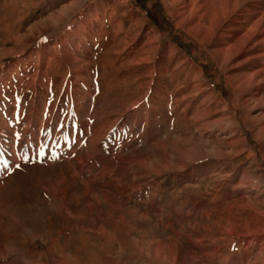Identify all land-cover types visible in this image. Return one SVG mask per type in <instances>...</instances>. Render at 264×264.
Instances as JSON below:
<instances>
[{
	"label": "rangeland",
	"instance_id": "1",
	"mask_svg": "<svg viewBox=\"0 0 264 264\" xmlns=\"http://www.w3.org/2000/svg\"><path fill=\"white\" fill-rule=\"evenodd\" d=\"M225 1L0 0V264H264V0Z\"/></svg>",
	"mask_w": 264,
	"mask_h": 264
},
{
	"label": "bare ground",
	"instance_id": "2",
	"mask_svg": "<svg viewBox=\"0 0 264 264\" xmlns=\"http://www.w3.org/2000/svg\"><path fill=\"white\" fill-rule=\"evenodd\" d=\"M197 1L198 0H188V2L186 3V10L184 11V13L186 14V13H191L193 10H194V8L196 7V3H197ZM243 0H231V1H225V2H223V3H220L219 5H218V8L215 10V12H214V14H213V16L215 15L216 16V19H219V18H223L226 14H230L232 11H234L235 10V8L242 2ZM185 2V1H184ZM218 15V16H217ZM214 16V17H215ZM227 18V17H226ZM223 20V19H222ZM219 21V20H218ZM220 21H221V19H220ZM259 22V20L255 23V24H253V26L252 27H255L256 25H257V23ZM262 22V21H261ZM199 25V24H198ZM198 25H196V24H194V26L193 27H195V26H198ZM203 25V24H202ZM210 27H211V25H210ZM252 29V28H251ZM240 30H242L240 27H239V25H238V27L235 29V33L238 35V36H236V37H234L235 39H234V41L232 42V43H226V45H227V47L226 48H223V49H219L218 50V52L220 51V52H223L224 54L225 53H227V52H229L230 50H233L234 48H236V47H240L241 48V46L246 42V41H248L249 39H250V37L248 36V34L246 35V34H239L241 31ZM220 32V31H219ZM219 35H221V34H219ZM260 38V37H259ZM261 43H263V41L261 42ZM221 44H223V43H221ZM246 44V43H245ZM244 44V45H245ZM258 44V43H257ZM223 45H225V44H223ZM255 45V44H254ZM220 46V45H219ZM243 47V46H242ZM252 47H253V45H252ZM249 48H251V46L249 47ZM258 50V49H257ZM239 52V51H238ZM238 52H236V53H234V55L233 56H235V58H239V56H240V53H238ZM225 56V55H224ZM259 57V56H258ZM261 57V56H260ZM253 58V57H252ZM255 58V57H254ZM222 59V58H221ZM236 64V63H235ZM261 70V69H260ZM258 71V70H257ZM254 72H256V71H254ZM251 73V74H244V75H242L241 77L242 78H240L241 80H240V82L238 83V85L240 86H243V85H254L255 83H257L258 81L257 80H259V83L261 82V81H264V76L261 78V79H259L261 76L260 75H257L256 73ZM259 74H261V73H259ZM259 77V78H258ZM258 78V79H257ZM257 87V86H256ZM263 89V88H262ZM241 99V102H242V105H245L246 103H247V100H242V98H240ZM260 99H264V97H262V98H260ZM257 100V99H256ZM262 126V125H261ZM261 130L264 132V126H262V128H261Z\"/></svg>",
	"mask_w": 264,
	"mask_h": 264
},
{
	"label": "snow or ice",
	"instance_id": "3",
	"mask_svg": "<svg viewBox=\"0 0 264 264\" xmlns=\"http://www.w3.org/2000/svg\"><path fill=\"white\" fill-rule=\"evenodd\" d=\"M43 154H44L43 151H41L40 155L43 156ZM25 159H27V157H25ZM4 166H5V168H7V162L6 161L4 162ZM16 167L18 168L19 165H17Z\"/></svg>",
	"mask_w": 264,
	"mask_h": 264
}]
</instances>
